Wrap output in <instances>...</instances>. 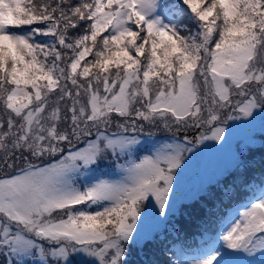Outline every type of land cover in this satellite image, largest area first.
<instances>
[{
  "label": "snow or ice",
  "instance_id": "obj_1",
  "mask_svg": "<svg viewBox=\"0 0 264 264\" xmlns=\"http://www.w3.org/2000/svg\"><path fill=\"white\" fill-rule=\"evenodd\" d=\"M237 129L229 199L264 149V0H0V264H264V175L176 245L185 169Z\"/></svg>",
  "mask_w": 264,
  "mask_h": 264
},
{
  "label": "trees",
  "instance_id": "obj_2",
  "mask_svg": "<svg viewBox=\"0 0 264 264\" xmlns=\"http://www.w3.org/2000/svg\"><path fill=\"white\" fill-rule=\"evenodd\" d=\"M165 2L179 3V0H165ZM184 22L187 21L185 20ZM160 133L163 134V137L165 138L171 135L170 133H164L163 131ZM243 138L244 136H241L239 137V140H242ZM262 157H264V149L257 148L255 151L250 153L247 159L254 158L256 161L255 166L246 170L243 174V183L237 185L235 194L230 199L223 197L221 185L230 183L232 177H229L228 181L220 182L217 186V183H214L211 187L208 185L209 183L206 184L203 189L209 191V189L212 188L213 190L211 193H213V195L211 197H202L198 205L195 206V209L188 202L181 203V214L179 217H174L172 221L177 223L181 228L182 236L180 240L189 244L191 247L195 246L196 233L199 234L197 224H209V221L217 214H220L219 212L224 209L226 204H235L246 198L252 191V188L248 187V185L251 184L253 187L260 185L261 176L264 175V160H262ZM235 175H237V173H233V176ZM178 241H176V243ZM161 258L164 259L165 256L158 250L157 247L153 246H147L145 248V255L143 256L133 251L129 257L130 264H144V261L163 260ZM74 264H79V258L74 260Z\"/></svg>",
  "mask_w": 264,
  "mask_h": 264
},
{
  "label": "rangeland",
  "instance_id": "obj_3",
  "mask_svg": "<svg viewBox=\"0 0 264 264\" xmlns=\"http://www.w3.org/2000/svg\"><path fill=\"white\" fill-rule=\"evenodd\" d=\"M238 123V122H237ZM231 127V125H230ZM154 132V138L159 140H164L163 134H161L160 130H152ZM258 131V126H257ZM165 133V132H164ZM246 133L243 130L237 129L233 136L232 146H225L224 149H220L219 145H215L214 142H206L209 147L205 148L204 145H201L200 149H197L196 153L193 155L188 168L185 169L182 176V185L178 190L180 191L179 199L182 202H189V196L196 192L197 190L203 189L206 184L210 185V187L220 181V177L225 170H227L231 164V152L236 146V142L239 141V137L245 136ZM144 139V137H142ZM101 171L104 174H113V178L115 174L113 173V166L111 164H102ZM213 189L210 188L209 192ZM250 199V197H249ZM248 199V200H249ZM243 204L237 205L236 214L227 219L224 218V222L227 223L232 219L236 218L237 212L243 210ZM164 260V259H163Z\"/></svg>",
  "mask_w": 264,
  "mask_h": 264
}]
</instances>
